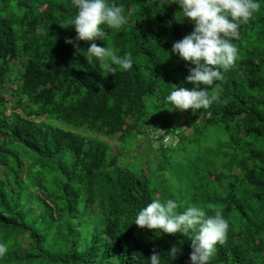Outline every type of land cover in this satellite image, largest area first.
Segmentation results:
<instances>
[{
	"label": "trees",
	"instance_id": "obj_1",
	"mask_svg": "<svg viewBox=\"0 0 264 264\" xmlns=\"http://www.w3.org/2000/svg\"><path fill=\"white\" fill-rule=\"evenodd\" d=\"M115 2L128 23L104 26L106 44L134 62L105 74L82 53L93 41H79L80 52L65 43L75 38L71 0H0V264H148L174 244L171 264H188L190 237L131 224L153 200L150 177L119 165L92 133L134 143L148 124L147 96L173 109L165 97L175 85L192 87L184 77L193 65L166 50L192 24L167 0ZM255 16L234 39L238 56L216 82L218 100L183 113L194 133L226 135L213 195H192L229 224L209 264H264V4Z\"/></svg>",
	"mask_w": 264,
	"mask_h": 264
},
{
	"label": "clouds",
	"instance_id": "obj_2",
	"mask_svg": "<svg viewBox=\"0 0 264 264\" xmlns=\"http://www.w3.org/2000/svg\"><path fill=\"white\" fill-rule=\"evenodd\" d=\"M74 15L67 22L75 31V38H66L78 52V42L93 41L84 56L95 61L105 74H114L118 69L127 71L133 66L131 52L118 54L107 46V29L119 31L128 23L123 4L115 0H71ZM165 3V0H163ZM178 6L180 18L192 24V30L180 40L174 41L170 54L190 62L188 74L184 80L192 87L183 85L172 87L165 99L173 109H207L219 98V84L238 56V47L234 39L239 36V28L256 18L264 0H167L166 4ZM106 26V28L104 27ZM104 41L97 45L95 39ZM177 199H153L135 213L131 224L141 229L159 230V233H180L191 239V251L188 264H209L217 244L224 242L229 224L222 209L209 214L195 203L181 207ZM7 252V245L0 242V257ZM180 252L178 244L169 247L166 252L153 251L147 258L148 264H162L167 259L170 264Z\"/></svg>",
	"mask_w": 264,
	"mask_h": 264
},
{
	"label": "rangeland",
	"instance_id": "obj_3",
	"mask_svg": "<svg viewBox=\"0 0 264 264\" xmlns=\"http://www.w3.org/2000/svg\"><path fill=\"white\" fill-rule=\"evenodd\" d=\"M145 101L148 124L144 125V132L137 135L134 143L92 134L110 143L111 154L117 151L119 165L138 173L145 170L150 177V186L155 189L153 199H160L164 193V200L173 198L182 202L179 210L188 203H195L192 195L199 190L205 188L208 192L205 195L212 196L213 188L219 182L213 174H216L218 164L226 160L220 152L226 135L214 128L194 133L191 125L183 119L184 109L166 110L159 107L152 96H147ZM162 123L165 126H161ZM165 130H171L166 134L171 141L174 135L178 136L176 146H171L173 142L169 141L167 147L160 145L156 135ZM195 204L199 206V203Z\"/></svg>",
	"mask_w": 264,
	"mask_h": 264
},
{
	"label": "built area",
	"instance_id": "obj_4",
	"mask_svg": "<svg viewBox=\"0 0 264 264\" xmlns=\"http://www.w3.org/2000/svg\"><path fill=\"white\" fill-rule=\"evenodd\" d=\"M160 134V133H159ZM160 135H156V138L157 137H159ZM173 142V144H174V142L176 141V137L174 138V140H170V137H169V135H164L163 137H162V139H161V142L162 143H164V144H168V143H166V142Z\"/></svg>",
	"mask_w": 264,
	"mask_h": 264
}]
</instances>
